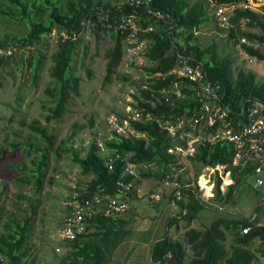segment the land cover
Listing matches in <instances>:
<instances>
[{
	"label": "trees",
	"instance_id": "trees-1",
	"mask_svg": "<svg viewBox=\"0 0 264 264\" xmlns=\"http://www.w3.org/2000/svg\"><path fill=\"white\" fill-rule=\"evenodd\" d=\"M126 0H0V16L4 19H11L16 22L25 21L30 28L26 34L6 35L4 40H0V50L13 46V55H0V68L7 66L12 58L18 55V64L25 70L34 68L35 81L38 80V72L41 70L46 55L44 46L47 37L52 35L56 29L59 33L65 32L69 38L60 35L57 51L52 55L53 66L50 71L52 84H48L45 93L51 99L53 107L49 108L50 114L46 116V121L61 119L71 100L81 96L82 78L73 73V61L82 42L81 34L87 25L92 27V31L97 39L101 35H111L114 46L107 52L106 75L104 83H110L116 69L120 66L123 47L122 38L126 36L122 31L117 30L124 17L138 15V19L144 14V19L140 22L142 28L154 25L156 30L146 34L150 39L148 59L152 61L149 67H144L146 73H169L178 61V53L190 55L193 63H202L208 77L213 81H218L223 85L225 91V102L233 107L248 99L264 100V83L257 82V74L253 71L239 70L236 76L233 72L234 59L230 56H220L216 42L203 46L196 35L203 26L214 19V10L210 3L216 6H230L240 3H261L264 9V0H153L150 7L161 11L167 20L172 22L174 28L168 29L167 24L156 21L147 22V8L135 9L125 4ZM11 6L15 8V12ZM134 9L137 11L135 12ZM146 12V13H145ZM47 15V18H46ZM108 15V17H107ZM36 17V18H35ZM45 17V19H44ZM248 20L250 29H258L259 33L250 31H238L229 33V40L232 41L239 34L245 37L249 44L243 45L244 50L253 56L258 62L264 63V53L259 47L264 46V18L252 10L236 12L232 22L240 19ZM37 19V20H36ZM215 21L217 22L216 18ZM167 26V29L165 27ZM182 30L176 33V30ZM77 35V39L73 35ZM187 35V36H186ZM183 41L180 43L179 41ZM192 42V45L189 42ZM233 42V41H232ZM235 44V42H233ZM233 44V45H234ZM84 57L87 55V48H84ZM28 54L27 56L25 54ZM93 72L87 69L88 77ZM120 80L129 82L131 78L126 75L118 76ZM174 77L168 76L150 79L151 86L148 90L135 94L134 98L139 102L136 108H144V114H151L154 120H131V126L135 133L143 135L141 138H125L111 133V137L104 138L100 144L96 139H92L87 148H74L71 138L78 132L80 125L75 124V130L68 137L70 144L62 148L64 141L58 146L56 155L63 152L72 154L73 162L78 166L83 176L90 177L85 197L92 196L97 192L98 186L106 189L109 194L117 193V182L125 180L138 185L142 180L154 179L162 182L165 178H176L185 183L184 175H176L175 170L183 169L185 161H190L204 169L206 167H216L224 165L231 172L234 183L230 185L226 193L221 191L222 179L218 178L216 194L212 198L214 203L223 204V209L216 208L218 216L209 224L202 223V228H195L192 224L196 220H201L200 213L205 209L212 210L214 204L205 202L190 190L184 191V197L178 201L179 212L171 216L167 226L178 227L181 221L188 223L189 227L184 234L183 240L175 239L168 232L161 240L156 242L152 249V260L156 264H255L256 254L252 247L256 241L264 242V194L256 191L258 204L255 214L246 217L243 214L234 213L227 209V205L234 202L237 190L246 183V175L252 172V166L243 168L233 166L234 148L229 143H204L196 145L194 155L185 158L170 154V149L179 147L186 148L188 143L181 139L172 137L163 124H175L183 116H191L197 112L200 105L193 101L190 89H185L189 95L184 101L172 100L162 103L157 102L153 94L158 90L171 86ZM175 81V80H174ZM134 82V81H133ZM4 86L0 80V87ZM148 101V102H147ZM156 101L155 105L151 102ZM17 109L13 108V113L8 121L12 124L15 121ZM18 123V122H17ZM18 125L23 129H29L41 137L47 145L42 148L33 144L20 142L4 143L0 146V176L4 178L12 176L14 169L22 175H14L15 183H23L26 188H31L35 192L42 190L45 169L48 167L50 159L49 152L55 144L56 136L50 134L39 120L31 123L26 120L19 121ZM93 125V123H92ZM3 128V127H2ZM8 127H4L7 130ZM17 135V131L14 132ZM7 148L11 149L10 155H6ZM23 148V150L21 149ZM105 151H103V149ZM18 149L28 157L39 154L38 158L32 160V166L25 161L19 163H9ZM82 151L84 154H82ZM61 152V153H60ZM4 155L3 157H1ZM117 155L128 156V161L136 165H148L150 168L141 173L140 178L127 175L125 173V163L121 159H116ZM8 160H6V159ZM5 159V161H4ZM113 159V167L109 168L107 162ZM4 164V165H3ZM5 167L1 169V167ZM188 174V169H185ZM199 178V171L196 173L195 182ZM8 184L5 183L0 190V264H35V244H33V231L39 207L45 202L38 200L37 205L30 198L25 197L23 192L16 194L14 207L15 213L5 212L3 198L7 193ZM166 191H169L167 193ZM163 194L165 199L171 204L176 198L174 191L166 190ZM135 191L131 194L134 198ZM262 197V198H261ZM28 203L29 209L20 204V201ZM261 199V200H260ZM159 205H161L160 201ZM62 206V202H61ZM25 207V208H23ZM63 215L66 210L62 208ZM133 212V210H132ZM128 212L126 214H129ZM126 214L106 217L98 216L89 219L87 233L81 235L74 241L61 240L59 244L64 245L65 252L58 257V264H110L109 256L113 251L131 234L132 229L126 228L130 225V220H126ZM246 230V231H245ZM230 241V246L228 242ZM62 242V243H61ZM57 257V254H56ZM54 258V257H53Z\"/></svg>",
	"mask_w": 264,
	"mask_h": 264
},
{
	"label": "rangeland",
	"instance_id": "rangeland-1",
	"mask_svg": "<svg viewBox=\"0 0 264 264\" xmlns=\"http://www.w3.org/2000/svg\"><path fill=\"white\" fill-rule=\"evenodd\" d=\"M26 1L31 2L32 0ZM188 1L194 2L196 0ZM11 8L15 12V8L13 6ZM252 30L260 32L256 28ZM29 31L30 28L25 21L16 22L10 18L4 19L3 16H0V40H4L6 35L26 34ZM204 33L206 39L203 41L204 44L202 43L203 46L216 42L220 56H230L234 59L233 72L235 76L239 70L246 72L253 71L257 74V82L264 83V63L258 62L256 59H254V62L244 59L242 53L229 40L226 31L216 21L212 28ZM60 35L64 36L67 34L61 32ZM60 35L55 29L52 35L47 37L46 45L44 46L46 59L41 70L38 72V80L35 81L33 76L34 68H26L23 70L20 67L18 64V55L15 58L13 57L7 66L0 68V80L4 83V86L0 87V146L4 143V138L8 139L7 143L20 142L33 144L35 147L41 146L42 148L47 145L41 137L31 130L22 129L18 125L21 120H26L30 123L33 120H39L50 134L56 136L55 144L49 152L50 159L48 161V167L45 169L42 190L39 193L34 192L33 189L26 188L23 183L17 184L14 182V175L23 174L16 169L12 171V176L6 178L0 176V190L5 183L8 184L7 193L3 198V205L5 207L16 201V194L19 192H23L30 199H35V205L39 204L38 200H45L39 207L40 213L37 215L35 222V237L38 238V240L35 239V252L33 253L35 264H58V257L62 256L65 252L64 245L58 243L61 240H57L54 237V234H58L59 227L65 220V215L62 220L63 212L61 202L68 194V188L73 176H79L83 184H88L91 179L81 174L80 169L73 162L70 152H60V155H56L55 151H57L58 146L62 141L65 142L62 148L70 144L68 137L75 130V124L80 125V128L77 129L78 132L76 135L71 138L74 148H87L92 139H96L101 144L104 138L111 137L109 116L114 112L120 115H131L133 109V97L131 96L129 86L126 84L128 82L125 79L120 80L118 78V76L124 77L128 75L124 66H118L110 83H104L107 64L106 56L107 52L114 46V40L111 35L104 33L97 39L92 31V27L86 26L81 34L82 42L80 43L79 50L72 63L74 75L82 78L81 96L74 97L71 100L68 110L61 119L53 120L50 123L46 121L45 118L50 114L49 108L53 107V103H51V99L45 93V89L48 84L53 83L50 77V71L53 66L52 55L57 51ZM179 42L183 43L181 40ZM84 48H87L86 57H84ZM259 49L264 53V46L259 47ZM25 55L27 56L28 54ZM146 62L147 60L144 61V63ZM87 69L93 72L91 77H88ZM130 72L131 79L141 75L140 70H131ZM13 108L17 109V114L15 121L9 124L8 121L13 113ZM4 127H8V129L4 130ZM15 131H17V135L14 134ZM21 149L23 150V148ZM21 149L15 151L14 155L10 157L13 161L5 159L9 163L25 161L29 166H32V160L37 159L39 154L35 153V155L33 154L31 157H28L22 153L23 151ZM10 152L11 149L7 148L5 154L10 155ZM82 154H84L83 151ZM183 160L185 161V159ZM3 168L5 167H1V169ZM185 169H188V174L185 173ZM198 171L199 184H202V179L207 178L211 174L208 168L200 169L198 165L190 161H185L184 170L180 172V169H177L175 173L176 175L185 174L184 181L195 182L194 179H196V173ZM141 183L142 190L140 192L143 196L141 198L136 197L133 200V207L129 211L131 213L125 215L126 220H130L132 228H135L137 225L136 229L131 232L132 239L142 237L141 240H146L143 236L150 234L153 228L157 229L158 236H164L167 233L169 218L176 215L179 209L172 207V213L168 209H166V212H162L163 209L159 205V202L148 201V198H150L151 194L160 193L161 202L164 199L163 194L166 189L162 187L159 181L154 179L142 180ZM223 189L225 188L223 187ZM256 189L254 178L248 179L237 190L234 202L227 205V209L236 214L239 213L246 217H253L258 204ZM258 190L264 194V187ZM166 192L169 193V191ZM213 204L214 207L212 210L205 209L200 213V217L202 218L201 220H196L192 224L193 227L200 229L202 228V223L207 225L218 216L219 213L216 208L224 205L219 203ZM154 206L158 207L155 209ZM166 213L168 214L166 215ZM262 216L264 218V212ZM136 217L142 220L139 221ZM188 227V223L181 221L179 223V229H177L178 227H170L168 228V234L177 240H183ZM228 246H230V241L228 242ZM252 249L257 258L255 264H264V242L260 240L256 241Z\"/></svg>",
	"mask_w": 264,
	"mask_h": 264
},
{
	"label": "built area",
	"instance_id": "built-area-1",
	"mask_svg": "<svg viewBox=\"0 0 264 264\" xmlns=\"http://www.w3.org/2000/svg\"><path fill=\"white\" fill-rule=\"evenodd\" d=\"M125 4L135 9L147 8V22L156 21L168 25V29H173L172 22L167 20L165 15L151 6L153 0H126ZM259 2H249L233 4L230 6H216L211 2L210 6L214 10L217 24L223 28L227 35L230 32L238 31H253L248 27V20L240 19L238 22H232L231 19L236 16L238 10H252L264 18V9ZM134 9L135 12H137ZM108 17V15H107ZM144 19V14L138 19V15L131 14L129 17H124L117 30L125 33L122 38L123 54L120 66H124L128 76L131 78V70H140V74L133 77L128 83L130 88L132 101V114L120 115L117 112L109 116V126L111 133L117 134L125 138H141L143 135L135 133L131 126V120H154L151 114H144V108H136L139 102L134 98L135 94L148 90L151 86L150 79L153 77L164 80L168 76L174 77L171 86L158 90L157 94H153L157 102L162 103L163 99L167 102L172 100V105L175 101H186L189 95L185 89H190L192 99L200 105V108L191 116H183L177 120L175 124H163L164 129L175 138L181 139L188 143L185 148L170 149L168 153L180 156L185 159L188 156L194 155L196 145L204 143H229L234 148L233 166H242L248 168L252 166V172L246 175V181L254 178L255 187L261 189L264 187V100L248 99L243 101L237 107L226 103L225 91L223 85L218 81H213L208 77L202 63H193L190 55L178 53V61L176 66L167 74L154 73L148 74L143 69L149 67L152 63L148 59L150 39L146 38V34L156 30L154 25L142 28L140 22ZM87 27H90L87 25ZM167 29V26L165 27ZM182 30L177 29L176 33H181ZM187 36V35H186ZM69 38L68 35H64ZM77 39V35H73ZM234 47L242 53L244 59L254 62V57L244 50L243 45L249 44L245 37L239 34L233 40ZM189 44L192 45L190 41ZM13 51V46L4 50H0V55H10ZM147 60L146 63L144 61ZM136 78V79H135ZM134 81V82H133ZM148 102V101H147ZM155 105L156 101L151 102ZM103 151L104 148H102ZM128 156L117 155L116 159H121L125 163V173L135 178H140L141 173L147 171L148 165H136L128 161ZM113 159L107 162L110 169L113 167ZM211 171L207 178H203L199 184L195 182H181L178 179L170 177L165 178L162 182V187L166 190L174 191V198L171 205L177 207L178 201L184 197V191L190 190L203 199L205 202L213 204L212 198L216 194V185L218 178L222 179L221 191L227 192L230 185L234 183L231 178V172L224 165L216 167H206ZM205 168V169H206ZM183 169L180 170L182 172ZM117 193L109 194L106 189L98 186L97 192L92 196L85 197V194L90 191L83 184L79 176H73L69 185V191L62 201V208L66 210L65 220L60 225L58 237L64 241H74L81 235L87 233L89 225L88 220L98 216L115 217L128 213L133 207V199L131 194L135 191L133 182L119 180L116 184ZM223 187L225 189H223ZM161 194H152L151 199L155 201L161 200ZM208 198V199H207ZM223 209V207H219ZM246 231V230H245Z\"/></svg>",
	"mask_w": 264,
	"mask_h": 264
},
{
	"label": "crops",
	"instance_id": "crops-1",
	"mask_svg": "<svg viewBox=\"0 0 264 264\" xmlns=\"http://www.w3.org/2000/svg\"><path fill=\"white\" fill-rule=\"evenodd\" d=\"M214 23H215L214 19L211 20L210 22H207L203 26V28L200 31L197 32L196 35L198 36V39H199L201 44L206 39V37L204 36L205 35L204 32L208 31L209 29H211ZM29 189H31V188H29ZM68 190H69V188H68ZM141 190H142V183H139L138 185H135V195H134L133 200L136 197L137 198H141L143 196V195H141V192H140ZM159 192H162V191H159ZM23 195L25 197H27L24 193H23ZM16 201H17V199H16ZM16 201H14V202H16ZM31 201L33 203H35V199H31ZM148 201H155V200H153L151 198H148ZM20 204H23V206H25L26 208L29 209L28 203L25 202V199H23V201H20ZM160 204H161L160 205L161 208L163 209L162 212H166V209H168L172 213L173 212L172 207L173 208H178V207L172 206L166 199H165V201H163V199H162V202ZM2 206L4 207V210H5L6 213L8 211L12 212V213L16 212V209L14 207L12 208V206H14V203H12L10 205H7L6 207L3 204H2ZM25 207H23V208H25ZM157 207L158 206H154L155 209ZM167 214L168 213H166V215ZM63 218H64V215H62V220H63ZM136 218L139 221L142 220L139 217H136ZM136 227H137V225H136ZM136 227L132 228L131 225L126 226V228H128V229L132 228V230L136 229ZM156 230H157L156 228H153V230H151L150 234H148L147 236H143V237L146 238V240H141L142 237L139 238V239H132V234L128 235V237L113 251L112 256H109V259H110L109 263L110 264H117V263H122V264H156L152 260V249H153L154 244L156 242H158L159 240H161L162 237H163V236H158ZM166 232H169L168 228H167ZM33 233H34V235H33V244H35V239L38 240V238L35 237V227H34ZM54 237L57 240H60L59 237H58V234H54ZM58 243H60V241Z\"/></svg>",
	"mask_w": 264,
	"mask_h": 264
},
{
	"label": "clouds",
	"instance_id": "clouds-1",
	"mask_svg": "<svg viewBox=\"0 0 264 264\" xmlns=\"http://www.w3.org/2000/svg\"><path fill=\"white\" fill-rule=\"evenodd\" d=\"M213 13H214V12H213ZM213 15H214V18H215V13H214ZM216 23H217V22H216ZM13 52H14V51H12V53H11L10 55H13ZM7 56H9V55H7Z\"/></svg>",
	"mask_w": 264,
	"mask_h": 264
},
{
	"label": "water",
	"instance_id": "water-1",
	"mask_svg": "<svg viewBox=\"0 0 264 264\" xmlns=\"http://www.w3.org/2000/svg\"><path fill=\"white\" fill-rule=\"evenodd\" d=\"M117 264H122V263H117Z\"/></svg>",
	"mask_w": 264,
	"mask_h": 264
}]
</instances>
